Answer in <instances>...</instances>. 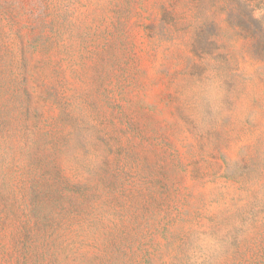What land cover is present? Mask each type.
<instances>
[{"label": "rangeland", "instance_id": "rangeland-1", "mask_svg": "<svg viewBox=\"0 0 264 264\" xmlns=\"http://www.w3.org/2000/svg\"><path fill=\"white\" fill-rule=\"evenodd\" d=\"M0 264H264V0H0Z\"/></svg>", "mask_w": 264, "mask_h": 264}]
</instances>
